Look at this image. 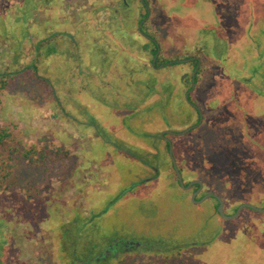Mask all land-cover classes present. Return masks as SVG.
Segmentation results:
<instances>
[{"label": "rangeland", "instance_id": "374dc122", "mask_svg": "<svg viewBox=\"0 0 264 264\" xmlns=\"http://www.w3.org/2000/svg\"><path fill=\"white\" fill-rule=\"evenodd\" d=\"M145 22L156 53H196L197 67L144 68ZM4 69L0 127L24 149L61 146L67 159L56 175L18 158L0 191V264H82L75 256L114 236L149 254L105 264H167L173 244L184 245L180 264H264V213L221 222L215 202H192L153 153L162 127L186 129L195 107L207 144L183 182L201 180L226 215L264 207V0H151L150 10L142 0H0Z\"/></svg>", "mask_w": 264, "mask_h": 264}, {"label": "trees", "instance_id": "16d2710c", "mask_svg": "<svg viewBox=\"0 0 264 264\" xmlns=\"http://www.w3.org/2000/svg\"><path fill=\"white\" fill-rule=\"evenodd\" d=\"M142 1H143V4L148 6L149 10H150L151 9V0H142ZM146 15H147V12L145 15H143V17H145ZM141 31H143L145 36H147L150 39V40H148L149 43H146V44H149V47L146 44H142V50L146 51L147 54H149V57H143L142 64H143L144 68H148V67H151V63H152V59L154 57V54L160 48V45L158 43V33L154 30L149 29L146 22L142 24ZM39 56L40 55L37 52V55L34 58L35 64L38 63ZM192 57L196 58L199 56L196 53H194V54L193 53H190V54L186 53V54H182L180 56L163 58L161 51H159L157 58L155 60L154 68H156L160 64L168 63L172 60L187 59V58L189 59ZM174 63H177V62H173L172 64H174ZM186 63L191 66L192 71H193V69H195L197 67L198 61L196 59H194L193 61H189ZM201 70H202V65L200 62V65L197 68V71L195 73L194 82L202 76V75H200ZM9 75H10V73L8 71H6V69H4L2 71V73L0 74V95H1V92L4 90V88L7 85V79L10 78ZM176 107L178 108V106H176ZM177 108H175V112L173 115L167 117V119L169 121H171L174 117L179 116L178 115L179 113L176 111ZM194 111H195V116L193 115L194 116L193 119H190L192 117V115H188L185 118L187 123L191 122V125H195V124L199 123V121H200L199 112L195 107H194ZM208 119H209V117H208ZM173 120H177V119H173ZM205 120H206V118H204V116H202L199 126L196 127L195 129L190 130L189 133H187L185 135H182V136H176V135L172 136V135H168V134L166 135L171 140V144H172V148H173L172 149L173 150L172 155H173L174 160L176 161L179 172L181 171V168H187V170H188L189 168L192 167L191 165H193L192 168H196L197 163H200V161L202 160V153L199 156L197 153H195V151L197 149L203 150L205 145L207 144L205 142V140L202 138L203 134H205V131H206L207 122H205ZM209 122H211V121L209 120ZM203 124H205L204 127H202ZM191 125H189V126H191ZM162 128L163 129H161L155 136L161 134L164 130L168 129L166 127H162ZM193 132H196V134H198V136H192L191 133H193ZM158 140L161 144H163V146H161V148H158V149H157V147L153 148V150H154L153 152L156 151V153H157L155 155L156 157H159L160 153H162L164 155L167 163L169 164V167H170L171 173L173 175L174 181L176 182L177 186L179 187L180 185H179L177 177L174 173L173 166H172V163H171V160L169 157V144L163 142L160 139H158ZM63 149L64 148L61 146H59L55 150L49 149L47 147L40 149V150H37L34 146H31L28 149H24V148H22L21 143L18 140V138H16L13 130H11L9 127L8 128L7 127H0V191L2 189H5L6 187H8V186L3 187L2 185L10 182L9 178L12 175V170H13L15 164L17 163L18 158H23V159L27 160L29 165H34V168L36 169V171L40 170L42 173H51V174L57 175L58 172L64 166L63 161L65 159H67V155H66V153H64ZM158 163L160 165L161 161ZM198 176H199L198 179H201V177H203L202 175H198ZM184 193L189 194L186 191ZM210 200L215 202V205L213 206L214 215L219 220H221V218L219 217V213L216 210L217 205H218L217 200H214V199H210ZM245 209H248L252 213H257L255 211L249 209V208H245ZM245 209H243V210H245ZM239 217H240V215L236 219H234L232 222H236V220ZM249 221H250V225H252L254 223V221H251V219H249ZM221 222H227V221H221ZM254 225H257V223ZM222 230H223V233H222V231L218 232V235L216 238L217 241H220L221 238L223 237V235H226L224 233V229H222ZM232 236L234 237V235H232ZM262 239L264 242V237ZM251 240H253V239H251ZM256 243L257 242L251 243V246L246 245L243 249L244 250H252ZM182 246H184V245H182ZM182 246L179 244H173L168 250H165L163 253L164 254V257H163L164 261L163 262H165L167 264H180V257L182 256L181 251H183V249H184V248L181 249ZM163 250L164 249H162V250L157 249V252H159L158 254H161ZM255 252L257 254L258 253H264V251H259V250H256ZM160 262L161 261H158L157 264H160ZM140 263H141V260H140ZM136 264H138V262ZM145 264H155V263H154V260L151 259V261L149 260V262L145 263Z\"/></svg>", "mask_w": 264, "mask_h": 264}, {"label": "flooded vegetation", "instance_id": "af4514ba", "mask_svg": "<svg viewBox=\"0 0 264 264\" xmlns=\"http://www.w3.org/2000/svg\"><path fill=\"white\" fill-rule=\"evenodd\" d=\"M194 60V59H193ZM191 61V60H190ZM189 62V61H188ZM196 71H197V69H196ZM196 71H194V76H195V73H196ZM191 74V73H190ZM188 75V77H190L191 75ZM193 76V77H194ZM188 77L186 78V83H189V79H188ZM198 110V109H197ZM198 124V123H197ZM197 124H195V125H197ZM195 125H191V126H189V127H194ZM198 126H199V124H198ZM197 126V127H198ZM188 128V127H187ZM196 128V127H195ZM195 128H193V129H195ZM184 130V129H183ZM183 130H180V131H177V132H181V131H183ZM192 130V129H191ZM165 131H167V130H164L163 132H165ZM162 132V133H163ZM171 132H174V131H171ZM161 133V134H162ZM187 133H189V132H187ZM186 133V134H187ZM161 134H159V135H157V137H156V140L155 141H158V139H160V140H162L163 142H165V143H168L169 144V147H170V145H171V147H172V144H171V140H170V138L169 137H167L166 135V133H164L162 136H161ZM168 135H171V134H168ZM185 135V134H184ZM173 136V135H172ZM176 136H182V135H176ZM167 140V141H166ZM173 149V148H172ZM173 151V150H172ZM154 154H157L156 153V151L155 152H153ZM176 162V161H175ZM177 165V164H176ZM178 168V167H177ZM156 171H155V173L157 174L158 173V171H157V169H155ZM174 170V169H173ZM175 173V172H174ZM155 174V175H156ZM153 177V176H152ZM151 179V178H150ZM149 180V178L148 179H146L145 181H148ZM183 181V180H182ZM194 181V180H193ZM193 181H190V182H187L186 184L183 182V184H184V186H187L189 183H191V182H193ZM197 182H199V183H201L202 184V187L200 188L199 187V185L198 184H196V183H194V184H192L190 187H189V189H187V190H184V191H186V192H188L189 193V196H191L192 197V195H194V200L195 201H198V200H200L201 198H203L204 196H206L207 194H211V193H206L203 189H204V184H203V182L201 181V180H198ZM213 195H215V194H213ZM215 196H217V195H215ZM220 200H221V198L219 197V196H217ZM207 199H214V200H217L216 198H214V197H210V198H207ZM206 199V200H207ZM205 201V200H204ZM222 201V200H221ZM217 204H218V201H217ZM222 205H223V201H222ZM218 206V205H217ZM238 207V206H237ZM245 209V208H244ZM235 210H236V207H235V209L233 210V212L231 213V214H228V216L229 215H232V214H234V212H235ZM243 210V209H242ZM241 210V211H242ZM241 213V212H240ZM240 213H239V215H240ZM226 215V214H225ZM238 215V216H239ZM237 216V217H238ZM236 217V218H237ZM235 218V219H236ZM232 220H234V219H232ZM225 221H229V220H225ZM145 244V245H144ZM140 247H142V251H138V252H136L137 254L138 253H142L140 256H142V255H145V256H148V251L150 250V249H148L149 248V246L145 243V242H142V244L140 243V242H138V241H135L134 239H123V238H120V237H116V236H114V237H112L111 239H110V241L108 242V244L106 245V246H104V248L103 249H101V250H95V249H93L91 246H88L87 248H85V250L81 253V254H79L78 256H75L76 258H77V260L80 262V263H82V264H105L107 261L108 262H110V260H112V259H114V260H122V258L125 256V255H128V256H131V255H134L135 253H133V252H135V251H137V249H139ZM143 251L145 252V253H143ZM72 252V251H71ZM150 253H152V251L150 252ZM72 254H75V253H73L72 252Z\"/></svg>", "mask_w": 264, "mask_h": 264}, {"label": "water", "instance_id": "95a60500", "mask_svg": "<svg viewBox=\"0 0 264 264\" xmlns=\"http://www.w3.org/2000/svg\"><path fill=\"white\" fill-rule=\"evenodd\" d=\"M158 52H159V51H158ZM157 55H158V53L155 54L154 59H153V61H152V65H153V66L155 65V60H156V58H157ZM191 60H192V59H191ZM188 61H190V60H189V59H179V60H172V61H170V62H168V63H169V64H172L173 62H181V63L183 62V63H186V62H188ZM159 66H160V68H161V67L165 66V64H161V65H159ZM159 66H157V67H159ZM192 82H194V77L192 78ZM200 119H201V117H200ZM197 126H198V125H195L194 127H193V126H192V127H188V128L184 129V130L181 131V132L165 131V132H163V133L161 134V136H162L164 133H166V134H171V135H184V134H186L187 132H189L191 129H193V128L197 127ZM166 141H167V140H166ZM169 157H170V160H171V163H172V166H173V169H174L175 175H176V177H177L178 183H179L180 187H181L183 190H187V189H189V187H190L192 184H194V183L198 184L200 188L202 187V184L199 183V182H197V181H193V182L189 183L187 186H184L183 181H182V176H181V174H180V172H179V170H178V168H177L176 162H175V160H174V158H173V155H172V147H171V145H170V147H169ZM210 197H214V198L217 199V201H218L217 212L219 213V215H220L222 218H224V220H232V219H235V218L239 215V213L241 212V210L244 209V208H249V209H251V210H253V211H255V212H258V213H264V207H263V208H258V207H256V206H253V205H250V204L243 203V204H240V205L236 208L234 214L229 215V216H228V215H225V214H224V211H223L222 201H221L217 196H215V195H213V194H207L206 196H204L203 198H201V199L198 200V201H195V200H194V195H192L191 200H192V202L198 204V203H201V202H203L204 200H206L207 198H210Z\"/></svg>", "mask_w": 264, "mask_h": 264}, {"label": "crops", "instance_id": "0c3cea01", "mask_svg": "<svg viewBox=\"0 0 264 264\" xmlns=\"http://www.w3.org/2000/svg\"><path fill=\"white\" fill-rule=\"evenodd\" d=\"M200 79V78H199ZM201 114H202V112H201ZM202 118V117H201ZM200 122H201V119H200ZM200 122H199V124H200ZM189 127V126H188Z\"/></svg>", "mask_w": 264, "mask_h": 264}]
</instances>
